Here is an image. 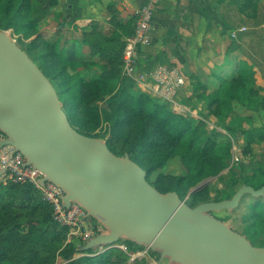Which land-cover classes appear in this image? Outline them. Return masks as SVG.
Wrapping results in <instances>:
<instances>
[{
    "label": "water",
    "instance_id": "1",
    "mask_svg": "<svg viewBox=\"0 0 264 264\" xmlns=\"http://www.w3.org/2000/svg\"><path fill=\"white\" fill-rule=\"evenodd\" d=\"M0 133V148L21 153L24 167L42 174L40 185L59 187L66 209L76 204L104 228L81 252L124 241L170 264H264V247L214 215L234 212L246 196H264V186L243 184L230 199L193 208L177 192L160 193L129 154L117 156L105 139L71 124L54 81L1 28Z\"/></svg>",
    "mask_w": 264,
    "mask_h": 264
},
{
    "label": "trees",
    "instance_id": "2",
    "mask_svg": "<svg viewBox=\"0 0 264 264\" xmlns=\"http://www.w3.org/2000/svg\"><path fill=\"white\" fill-rule=\"evenodd\" d=\"M15 2L16 0H2L4 18L18 20L25 17V14L21 12L11 15V9ZM57 4L58 0H50L46 6L44 4V11H48L50 7L53 8ZM243 4L244 7L252 8V13H246L247 11H244L243 7H237L224 1L220 3L219 10L223 17V25L235 34L240 33L244 27L245 30L248 28L247 31L249 32L247 33L254 36V44L257 42L261 44V46L251 45L252 52L264 60V49L262 48V44H264V1L246 0ZM65 23L64 20L60 27H64ZM27 25V29L33 27L31 24ZM9 28H11L10 23L1 29L7 30ZM91 29V31L84 32L81 45L90 47V56L101 58L107 62V65L100 67L99 70H93L91 67L93 62L88 61V56L84 50L80 51L74 47L65 51L58 41H55L54 44L47 43L45 48L48 51L40 56H35L32 53L37 48L34 41L26 49L24 48L41 70L54 81L71 124L80 133L98 138L100 137L98 131L105 129L109 133V138L106 141L112 152L117 156L129 154L132 160L146 170L147 180L160 193L177 192L181 199L190 188L198 185L204 179L220 173V167L215 163L212 164V160L215 159V162L223 167L231 164L230 153L226 156L213 154L215 152L209 145L213 140L210 138L204 140V134L200 131L201 127L197 124L198 121L171 111L160 100L152 98L146 93H140L137 97L130 96L128 92L121 95L118 93L117 89L122 73L120 65L123 62L124 52L122 39L124 35L131 36L134 33L135 25L130 23L122 26V32L117 30L106 31L108 34L103 38L100 37L102 29L98 25L94 24ZM243 35L240 33L239 37L243 39ZM246 54L249 55L248 52ZM259 66L264 70V62H260ZM253 72L249 65L244 62L241 64L237 77L226 79L220 84L217 92H214V101L216 100L215 102L219 104L216 111L221 109L230 113L235 109L236 103L242 102L241 93L247 94L245 78L249 77L250 79ZM98 74L100 77H96ZM104 95L112 96L107 100L106 106L101 107L97 101ZM262 100L264 101V99ZM222 119L224 121V118ZM115 138L123 141L121 149H117L114 145L113 140ZM203 141L206 145L205 148L195 150V147H201ZM176 156H179L189 167L190 173L187 175L160 173L155 177V173ZM254 169L258 175H264V166H257ZM243 184L253 186L255 189L264 186V182L259 185H251L246 182ZM8 188L6 196L2 199L4 205L14 209L17 206L16 203L20 201L24 208L36 209L35 211L41 215L37 219L30 220V229L27 234H24L20 232L19 227L22 225L20 222L12 225L19 214L11 212L8 216L10 220L8 218L2 219L0 214V264H10L7 262L10 249L20 243L35 252L39 251L40 248L48 251L52 239L62 237L63 232L67 231L66 227L61 229L55 220L53 207L43 201L35 185L32 183H12ZM235 193L230 197H222L214 201L230 199ZM208 196L209 190L204 189L195 193L193 197L202 199V203H205L209 201ZM200 204L188 205L193 208ZM253 208L254 212L251 215L253 222L243 235L253 245L264 247V242H261L259 235L256 234L257 229L260 232L264 228V196L257 198ZM78 251L79 248L71 245L64 252L65 258L70 259ZM114 251L112 250L110 254L101 255V257L84 259L83 262L95 264L110 260L111 264H119L111 260L115 254ZM151 254L160 256L152 251ZM79 263L81 261L76 260L70 264Z\"/></svg>",
    "mask_w": 264,
    "mask_h": 264
},
{
    "label": "rangeland",
    "instance_id": "3",
    "mask_svg": "<svg viewBox=\"0 0 264 264\" xmlns=\"http://www.w3.org/2000/svg\"><path fill=\"white\" fill-rule=\"evenodd\" d=\"M49 1L50 0H16L15 5H13L11 9V15H16L17 12L25 14L24 18L18 20H11L3 17L2 0L0 1V27L4 29V27L10 23L11 28L6 31H8L10 36L22 48L26 49L29 44L34 41L37 48L32 53L35 56H40L44 52H47L48 50L45 48V45L47 43L54 44L55 41H58L65 51L76 47V40L74 38L78 28L73 30L67 29V25L71 22L70 20L67 21L68 23L65 27H60L63 21L67 20L69 16L66 15L65 12L58 13L56 7H50L48 11H44V4L46 6V3ZM245 1L246 0H238L240 7H243L242 9L248 11V13H252V8L243 6ZM27 24H31L33 27L27 29ZM16 28L19 29L17 30ZM101 31V38L107 36L108 32H106V29H102ZM152 32L153 24L148 32V38ZM225 36L234 42L232 44L228 42L229 45L225 46L224 50L220 52V55H223V53L224 55L219 63L221 64L219 65L221 67L219 71L212 70V72H210L205 70L199 72V74L202 75L200 78L185 79V85L177 90V95L173 97V101H164L163 99L156 97L152 89H150L151 86H154V83H156L150 75L155 69H143L141 63L145 56H148L153 52L152 49L143 52L142 46L138 47V62L141 71L138 70L132 75H128L125 74L123 70L124 62L120 65L122 67V73L117 89L120 95L128 92L130 96L137 97L140 93H146L152 98L160 100V102L170 108L171 111L181 114L188 119L198 121L197 124L201 127L200 131L204 134V140H206V138L213 140L212 143H209L213 148L212 150L215 152L212 153L221 156H226L230 153V156L232 157V162L227 167L218 164V162H215V159L212 160V164L215 163L220 167V173L216 176L208 177L198 185L190 188L183 196V200H185L187 204L197 205L202 203V199L193 197L194 194L198 192H193V190L200 185L203 186L200 190H209V196L207 199L209 201H214L221 199L222 197H230L244 182L251 185H259L264 182V175H258L254 169L257 166H264V101L262 100L264 99V88L259 86L262 83L255 78V67L249 65L250 69L254 72L251 77L252 79L250 78L251 80L249 77L245 78V90L247 91V94L244 92L241 93L242 102L236 103L235 109L230 111V113L221 109L216 111V108H218L217 106L219 105L218 102H215L216 100L214 101V92H217L219 89L217 83L219 81L222 83L226 80L225 75L229 74L227 68L231 61L230 54L232 51L239 48V45L235 44L234 33H227ZM79 45L81 48L78 47L77 49L80 51L84 50L88 56V61L93 62L92 64L94 65L91 64L93 70H99L100 67L102 68L104 65H107V62L103 61L101 58L89 55V46L81 45V43ZM125 45L126 44L124 43V50ZM213 48L211 51H213ZM214 54L215 52L213 51V54L208 58L209 61L213 63V66L218 65L213 62L215 61ZM206 64V66H209L208 62H206ZM103 70H105V68H103ZM96 77H100V74L96 75ZM144 84H147V87H145ZM111 96L112 95L102 96L97 101V104L101 107H105L107 100L111 98ZM222 118H224V121ZM98 133L100 138L105 140L109 138V133H107L105 129L99 130ZM0 137H2V135H0ZM113 142L117 149L122 148L123 141L121 139L115 138ZM205 146L206 145L203 141L201 147L199 148L197 146L195 147V150H202ZM12 155L13 156H9L7 159V168H12L16 165V162H14V160H16V155ZM0 156H3L1 151ZM3 157L5 159L7 158V156ZM207 166L209 167V165ZM245 167L247 168L245 169ZM8 170L11 169H2L0 166L1 218H8L11 212L19 214L16 221L12 222V225L16 222H20L22 224L19 227L20 232L27 234L30 229V220L39 218L41 214L36 212V209L29 210L26 207L24 208L20 201L16 203L17 206L14 209L10 206L7 207L8 205H4L2 199H4L9 190L8 186L12 183L23 184L15 182L14 180L16 178L14 177L12 179L10 173L5 172ZM160 173L187 175L190 173V169L179 156H176L169 160L165 167L160 168L155 173V177ZM37 190L40 192L43 201H46L41 189L37 188ZM256 200L257 198L246 196L241 202L240 207L234 212L228 213L224 211L215 213L214 215L220 220L229 223L237 232L245 234L250 224L253 222L251 215L254 212L253 207ZM8 220H10V218H8ZM59 225L61 229L62 227H66L67 231L63 232L62 237L59 236L58 238L52 239L53 241L49 246L50 249L48 251H45L46 249L44 248H40L38 249L39 251L35 252L29 250L20 243L10 249V256L8 257L7 262L10 264H70L71 262L78 260L81 261L79 264H85L83 262L84 259L101 257V255L110 254L112 250H115V254L111 257V260L114 262L116 261L119 264H170L166 260L161 262L160 256L151 254L150 250L124 241L118 242L117 246L119 247L112 249L109 252L102 253L103 249L87 252H81L79 250L77 253L75 252L70 259L65 258L66 255L64 252L71 245L75 248H80L83 245L84 241L82 235L85 228L97 230L99 225L93 218H88L84 223V227L79 224L77 226H63V224L60 223ZM256 234L259 235L261 242H264V228L261 229L260 232H258L257 229ZM19 252L20 255H18ZM95 264H111V261L106 260L104 263L98 262Z\"/></svg>",
    "mask_w": 264,
    "mask_h": 264
},
{
    "label": "crops",
    "instance_id": "4",
    "mask_svg": "<svg viewBox=\"0 0 264 264\" xmlns=\"http://www.w3.org/2000/svg\"><path fill=\"white\" fill-rule=\"evenodd\" d=\"M148 1L58 0L55 7L58 13L65 12L69 16L65 20V26L67 21H71L67 29L78 28L74 38L75 48H81L79 44L84 38L83 33L91 31V26L94 24L107 31L122 32V26L130 23L136 28L140 10ZM223 1L240 7L238 0H159L154 8L153 32L149 36V42L142 46L143 52L151 49L153 52L144 57L141 63L142 68L148 70L163 66L174 69L186 80L200 78L202 75L199 72L205 70L219 71L221 68L219 63L224 55V53L220 55V52L229 45L228 42L230 44L234 42L225 34L234 33L235 44L239 45V48L230 54L231 61L227 68L229 74L225 75V78L229 80L237 77L241 64L245 62L255 67V78L262 83L259 86L264 88V70L259 66V63H263L264 60L254 55L251 48V45L261 46V44L258 42L254 44V36L247 33L248 28L244 31V27L240 32L244 34L242 39L239 37L240 33L235 34L224 27L223 17L219 10L220 3ZM127 37L123 36L124 43ZM212 48L215 52L213 62L218 64L214 66L208 59L213 54ZM262 48L264 49V44ZM206 62L209 66H206ZM220 84L219 81L217 87Z\"/></svg>",
    "mask_w": 264,
    "mask_h": 264
},
{
    "label": "built area",
    "instance_id": "5",
    "mask_svg": "<svg viewBox=\"0 0 264 264\" xmlns=\"http://www.w3.org/2000/svg\"><path fill=\"white\" fill-rule=\"evenodd\" d=\"M158 3L159 0H149L141 8L135 31L125 40L126 45L123 55V70L125 74L132 75L135 71L137 72L140 70L137 49L139 46H144L149 42L148 32L153 23L154 8ZM150 75L156 82L150 89H152L156 97L164 101H173V97L177 95V90L185 85V79L174 69L159 66ZM144 86L147 87V84H144ZM0 151L3 156H7L6 159L0 156V166L2 169H11L5 172L10 173L12 179L15 177V182L23 184L32 183L37 188L41 189L45 200L53 207L55 220L59 224L62 223L63 226H77L79 224L84 227V223L88 218L83 208L76 204H72L70 209H66L63 205L64 192L56 185L49 182L46 183L45 186L40 185L38 181L42 178V174L33 167H24L25 158L21 153L16 151L15 148L12 146H5L1 148ZM12 154L16 155V160H14L16 165L12 168H7V159L9 156H13ZM98 225L99 228L97 230L85 228L82 235L84 243L90 238L105 232L104 228L99 223ZM118 247L117 243H115L98 249H103V253Z\"/></svg>",
    "mask_w": 264,
    "mask_h": 264
}]
</instances>
